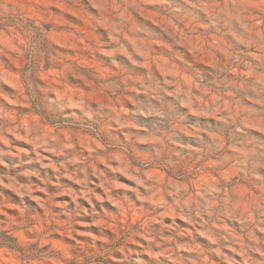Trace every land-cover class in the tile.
<instances>
[{"label":"rangeland","instance_id":"rangeland-1","mask_svg":"<svg viewBox=\"0 0 264 264\" xmlns=\"http://www.w3.org/2000/svg\"><path fill=\"white\" fill-rule=\"evenodd\" d=\"M0 264H264V0H0Z\"/></svg>","mask_w":264,"mask_h":264}]
</instances>
